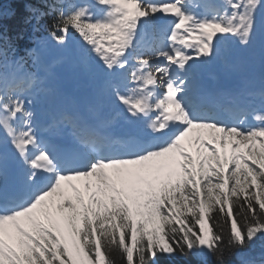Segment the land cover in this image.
Returning a JSON list of instances; mask_svg holds the SVG:
<instances>
[{"label": "snow or ice", "instance_id": "snow-or-ice-1", "mask_svg": "<svg viewBox=\"0 0 264 264\" xmlns=\"http://www.w3.org/2000/svg\"><path fill=\"white\" fill-rule=\"evenodd\" d=\"M11 2L26 23L43 19L31 0ZM40 2L57 10L49 31L57 45L74 33L84 52L122 77L113 98L148 139L114 151L88 132L82 159L60 157L37 136L30 101L0 74V264H115L113 252L125 264L189 253L225 264V231L233 250L264 236V108L219 119L195 87L198 66L224 41L250 43L264 0ZM166 17L153 70L135 53L142 34ZM4 19L0 0V48ZM6 144L23 168L13 181Z\"/></svg>", "mask_w": 264, "mask_h": 264}, {"label": "bare ground", "instance_id": "bare-ground-1", "mask_svg": "<svg viewBox=\"0 0 264 264\" xmlns=\"http://www.w3.org/2000/svg\"><path fill=\"white\" fill-rule=\"evenodd\" d=\"M198 1L201 2L200 0H196V2ZM196 11L199 12L202 11V9H196ZM262 32V37H264V28ZM140 39H142V36ZM248 45H241L234 38H229L222 43L217 57L205 64L209 68L215 67L212 69V73L217 76L226 77L228 79H239L244 96H249V94L252 95L255 89H261V87L264 86V45L260 49V52L253 57H249V55L244 53ZM69 47L70 45L68 43L64 46L57 45L50 37L43 39L40 42L41 50L47 52L51 58V66L48 68L47 74H41L40 77L36 76V78L39 79L36 84V89L40 90L39 98L41 99L36 111L39 114V120H44L42 126L44 124L48 125L42 131L43 134L47 136L46 143H48L49 146H52L59 141L64 145L75 143L74 140L76 139L74 135L55 133L59 123H61L59 124L61 128L65 124L72 126L71 121L63 116V112L66 111V109H64L65 106H72L77 109L79 114L87 115L84 120L89 119L90 123L85 121L83 123V126L85 127L91 123L106 125L114 124L121 129V136L135 135L140 138L148 139L143 123L136 122L129 117L113 98V86L121 83L122 77L113 76L108 73L107 70L101 74L94 66V63L98 62L94 56L84 52L83 47L81 46L77 48ZM158 48L159 47H156L154 50H158ZM145 53L147 54V52ZM147 56L149 55L142 56L141 58ZM131 61L132 60H130V63ZM136 62L134 63V66L136 65ZM153 62L156 63L158 60H154ZM151 63L152 62H150V64ZM152 65L154 68V64ZM88 70L99 71V75H94V79L92 80L93 85L90 83L91 86L86 80L87 77L84 78L86 75L85 71ZM55 75L62 77L64 79V84L63 88L60 85H56L55 93H57V95L51 97V94L49 93L51 88L47 87L46 83ZM100 81L103 84L101 83L99 85L104 86L107 90L110 99L108 102H99V99L96 98L94 89L97 88L96 83ZM195 87L197 88L196 82ZM197 92L200 94L199 91ZM56 99H59L57 101L58 107L52 113V109L55 108L54 103ZM3 155L8 170L9 180L10 178L15 180L18 178L17 175L19 170L16 166L12 165L9 152L3 153Z\"/></svg>", "mask_w": 264, "mask_h": 264}, {"label": "trees", "instance_id": "trees-1", "mask_svg": "<svg viewBox=\"0 0 264 264\" xmlns=\"http://www.w3.org/2000/svg\"><path fill=\"white\" fill-rule=\"evenodd\" d=\"M31 5L32 7L39 9V14L41 17H43L39 24L46 33H49L51 24L53 22L52 13L56 12L57 10L44 7L40 0H31ZM2 7L5 14V19L4 43L2 48H0V53H2L0 54V62L5 56L12 59L18 55H26V50L35 43V38L38 34V32L32 29V23L25 22L27 14L23 12L22 6L13 5L11 0H2ZM13 12L18 13L15 18H13ZM19 36H22L23 39H19ZM216 230L219 231V229ZM224 241L225 244L222 247L225 248L223 253L225 264L241 263V254L245 252V248L240 250L227 248L228 235L226 231L224 235ZM112 258L115 261V264H125L124 260L117 252L112 253ZM159 264H218V261L215 256L209 254L206 255L205 259H197V253H189L186 256L177 255L174 258L161 256L159 258Z\"/></svg>", "mask_w": 264, "mask_h": 264}, {"label": "rangeland", "instance_id": "rangeland-1", "mask_svg": "<svg viewBox=\"0 0 264 264\" xmlns=\"http://www.w3.org/2000/svg\"><path fill=\"white\" fill-rule=\"evenodd\" d=\"M207 2L208 3H214V0H207ZM263 14H264V9H261L257 13L254 34L251 37V40H250L248 47L244 51V53L249 55V57H253V56L257 55L260 52V49L262 48V46L264 45V37H262L263 36L262 31L264 28V15ZM68 44L71 45V47H73V48H77L80 46L83 47L82 43L80 42L79 37L74 33L71 35V38H70ZM59 46H61V45H59ZM39 51L42 52L41 58L45 59L47 67L49 68L51 66V64H50L51 58L47 54V52L41 50L39 41L37 42L36 46H34V48H32L29 51L31 61H30V63H28V66H31V67L34 66L35 68L38 67L37 63L40 59V57L38 55ZM156 56H158V52L154 56L155 58H153V61L157 60ZM147 57H149V56H147ZM20 59H21L20 57H17L12 62L11 67L13 68L14 71L23 67L22 65H24V62L20 61ZM18 60L20 61V63L17 62ZM153 61L151 64L159 63V61L156 63H154ZM6 65L8 66L9 64H6ZM7 66H6V68H8ZM94 66L100 71L101 74L106 71V69L103 68L101 62L99 63V61L94 63ZM91 71L92 70L85 71L86 75L84 78L87 77L86 80L89 82V84L91 83V85H92V80L94 79V75H99V71H94V70L92 72ZM44 74H46V72H44ZM53 80L58 82V84L63 88L64 79L62 77L55 76L53 78ZM101 83L102 82H97V86H96L97 88L96 89L98 91L96 89H94L96 97L102 98L104 101H108L107 90L104 88V86L99 85ZM99 102H100V100H99ZM3 150H6L5 147H3ZM206 255H207L206 253L205 254L197 253V259H205ZM241 260H242V262L238 263V264H264V236L259 237L249 247L245 248V252H243L241 254Z\"/></svg>", "mask_w": 264, "mask_h": 264}]
</instances>
